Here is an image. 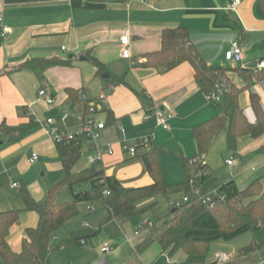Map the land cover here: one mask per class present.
I'll use <instances>...</instances> for the list:
<instances>
[{
    "label": "crops",
    "instance_id": "1",
    "mask_svg": "<svg viewBox=\"0 0 264 264\" xmlns=\"http://www.w3.org/2000/svg\"><path fill=\"white\" fill-rule=\"evenodd\" d=\"M230 2L0 0V124L15 128L27 124L30 119L35 123L27 133L13 139L0 132V212L20 211L19 223L8 238L13 251H20L25 230L35 227L38 221L35 212L25 211L18 192L24 186L21 180L23 171L50 169L63 173L56 145L47 135L48 127L43 123L51 119V114H60L62 118L63 111H66L70 124H75L86 110V105L78 98L79 92L99 111L96 118L105 123L99 143L111 145L113 154L105 156L98 166L108 175L114 176L124 187L149 185L151 179L140 154L131 158L122 149L134 139L147 137L150 144L159 149L165 183L179 185L185 181L181 156L193 159L198 153L193 129L221 115L222 111L217 104L206 102L188 63L159 73L141 66L143 56L160 49L163 30L183 27L203 59L211 67L227 69L226 76L238 88H244L245 80L234 69H259L258 63L264 60V13L256 0L242 1L235 11L228 9ZM125 32L130 38L131 57L128 59L120 54V39ZM236 40L242 49V61L227 62L225 54ZM90 58L104 65L103 74L108 78L97 75ZM31 59H68L71 65L53 66L40 75L18 69ZM259 70L264 72V68ZM40 89L54 97L53 105L38 98ZM68 90L77 92L76 100L69 97ZM250 93L258 94L264 109V80L239 95V106L248 121L254 123ZM156 110L173 115L168 122L169 132L157 126L153 115ZM147 114L151 115L150 119H145ZM54 123L55 120L53 126ZM118 127L123 132H119ZM216 138L219 140L214 143ZM262 145L264 136L240 138L236 151H230L227 156L220 155L217 163L213 161L214 152L227 149L226 135L222 132L211 141L209 153L200 160L213 172L218 167L224 168L222 175L217 177L218 181L233 180L240 189L251 180L260 178L258 170L264 165V155L260 153ZM91 153L93 151L84 144L77 170L88 167L86 155ZM32 154L38 159L30 164L28 159ZM230 158L232 164L227 165L225 161ZM171 177L175 181H170ZM16 178H20V182ZM13 182L16 187L12 186ZM28 187L33 199L42 198L41 188ZM24 213H33V216L26 218L29 216ZM21 226L25 227L23 232L18 231ZM134 232L128 238L136 251V246L150 235V231L140 232L138 236ZM85 242L81 241L79 245ZM0 264H3L1 259Z\"/></svg>",
    "mask_w": 264,
    "mask_h": 264
},
{
    "label": "trees",
    "instance_id": "2",
    "mask_svg": "<svg viewBox=\"0 0 264 264\" xmlns=\"http://www.w3.org/2000/svg\"><path fill=\"white\" fill-rule=\"evenodd\" d=\"M128 0H116L125 3ZM264 13V0H256ZM161 46L156 52L143 56L141 66L152 68L159 73L169 72L183 63H188L194 72V79L204 94H211L217 85L223 86V97L217 105L221 115L198 125L193 129L197 145V157L193 159L181 156L182 171L185 181L182 184L167 186L163 182L159 162V149L149 144L140 153L151 183L142 187H124L114 176L108 175L104 168L91 166L76 170L81 158L84 141L72 144H55L62 164L64 179L50 189L43 204L35 202L25 186L19 188V195L25 211L37 214V225L25 230L21 249L15 252L8 243L13 228L19 223L20 211L0 212V259L3 264H46L49 253L62 245L53 246L52 240L58 230L71 218L78 215V206L88 203L89 212L99 203L106 212V219L96 230H84L72 233L67 244L79 245L81 241L97 235L105 222L114 220L119 224L137 217L152 204L139 207L141 202L161 194L181 192L188 198L180 208H174L164 220L161 229L152 228L150 235L136 246L141 253L151 243H157L163 252L171 256L182 250L188 256L204 255L210 243L216 240L231 241L243 234H251L249 245L235 251L225 264H262L264 262V184L261 178L251 181L245 188L239 189L233 180L221 183L214 172L200 158L209 153L211 141L220 133L226 135V146L231 152L236 151L240 138L258 139L264 136V109L258 94L250 93L249 103L255 116L250 123L239 106V95L256 82L264 80V72L259 69L237 67L234 70L241 76L246 86L238 88L227 76V69L211 67L190 41L186 28L174 27L163 30ZM98 76L105 73L104 65L95 58H90ZM71 60L31 59L19 66V70H31L40 75L53 66H70ZM72 100L77 99V92L68 90ZM143 102L145 98L139 93ZM86 108V106H85ZM32 119L27 124L11 128L0 124V132L9 139L27 133L34 127ZM264 155V145L260 148ZM88 184L89 189L74 192L76 185ZM67 187L72 194L70 203H57L56 196L60 187ZM215 192L214 194H211ZM210 197L212 207L202 203L203 197ZM95 211V209H94ZM93 211V212H94ZM161 230L155 235L154 231ZM192 264H217L195 262Z\"/></svg>",
    "mask_w": 264,
    "mask_h": 264
},
{
    "label": "rangeland",
    "instance_id": "3",
    "mask_svg": "<svg viewBox=\"0 0 264 264\" xmlns=\"http://www.w3.org/2000/svg\"><path fill=\"white\" fill-rule=\"evenodd\" d=\"M45 117L46 116H44V119ZM51 119H53V121L55 120V128L64 127L61 122L60 114H51ZM218 138L214 140V143L218 142ZM229 154L231 153L226 147L221 150L217 149L216 152H214L213 161L218 163L220 155L227 156ZM234 157H236V154ZM79 165L80 163L75 167L76 170L79 168ZM224 170V168L218 167V169L214 170V175L219 178ZM23 172V178L21 180H23L24 186L28 190L29 185L34 188L37 187L42 189V198L38 201L34 199L39 204H43L48 191L53 189L64 179V172L57 173L56 170L25 169ZM258 175L264 184V165L260 166ZM174 179V177H171L170 181H175ZM15 180L20 182V178H16ZM163 182L167 186L175 185L166 184L164 179ZM250 182H248V184ZM248 184L243 185L240 189L245 188ZM88 189V184H80L75 186L74 192H83ZM182 197L183 193L181 192L170 193L167 196L161 194L155 195L140 203L142 207L152 204V208L147 209L137 217L125 222L124 225L114 220L107 221L102 226L101 231L94 237L87 239L85 244L69 245L67 241L72 233L84 230H96L106 219V212L99 203L95 204V211L90 214L88 211L90 204L82 203L78 206V215L67 221L66 225L56 232L52 244L53 246H62L48 254L46 264H192L202 261L205 263H217V255L225 254L230 257L234 251L251 243L252 236L247 233L231 241L216 240L209 244L208 250L204 255L199 256H188L182 250H178L171 256L168 255V252H163L164 254H161L162 249H160L157 243H151L144 251L137 253L132 244L133 242L128 238L130 234H132L141 223L150 222L154 228L161 229L164 220L174 209V203L180 201ZM71 201V191L65 186L60 187L56 196V202L70 203ZM24 214L25 216H29L26 218H31V216H33V213ZM24 229L25 227L21 226L18 231L23 232ZM160 232L161 230H155L154 234L158 235ZM101 244L112 246V250L106 254H101Z\"/></svg>",
    "mask_w": 264,
    "mask_h": 264
},
{
    "label": "built area",
    "instance_id": "4",
    "mask_svg": "<svg viewBox=\"0 0 264 264\" xmlns=\"http://www.w3.org/2000/svg\"><path fill=\"white\" fill-rule=\"evenodd\" d=\"M244 0H231L228 9L231 11H235L237 6ZM0 24H2V19L0 18ZM3 27V26H2ZM5 33V28H3ZM3 33V34H4ZM129 35L128 32H125L124 35L120 39L121 50L120 54L122 58L128 59L131 57V52L129 49ZM64 49V48H62ZM225 60L227 62L239 63L242 61V49L239 42L233 41L231 43L230 49L225 54ZM258 68H264V60L258 63ZM224 91L222 85H217L215 90L211 94H204L205 100L209 104H217L221 101L223 97ZM38 98L42 99L46 104L53 105L55 99L52 95L48 94L44 89H40L38 91ZM78 98L86 105L85 114L76 120L75 124H70V116L63 111L61 122L63 124V128H55L53 126V120L47 119L43 124L48 127L47 135L54 142V144H72L73 142H77L79 140H83L85 144L88 145L89 149L93 151V153L86 155V164L88 167L98 166L103 162L105 156H110L113 154V148L111 145L107 144L106 146H102L99 143L100 132L105 128V123L99 121L96 116L99 114V111L95 109L91 103L87 100L86 97L82 95L81 92L78 93ZM100 99L103 97L100 96ZM154 118L156 120L157 126L162 127L166 132H169L168 122L173 118V115L170 112H164L161 110H156L154 112ZM151 115L147 114L145 119H150ZM119 132H123L121 127H118ZM150 144V140L147 137L137 138L132 140V142L128 145H124L122 147L123 151L127 153L131 158L137 157L147 146ZM38 156L36 154H32L28 163L33 164L37 161ZM227 165L232 164V158L225 161ZM12 181V178H10ZM13 187H16L17 184L15 182L12 183ZM212 192L211 194H214ZM187 197H182L180 201L174 203V208H180L185 203H188ZM202 203L210 205L212 207V202L210 197H203ZM93 212L94 209L92 208ZM153 225L148 223H141L138 225L137 230L134 232L135 236H138L140 232L143 231H151ZM112 250V246L108 244H103L100 248L102 253H108ZM230 257L225 254L217 255V264H225ZM264 264V262H262Z\"/></svg>",
    "mask_w": 264,
    "mask_h": 264
},
{
    "label": "water",
    "instance_id": "5",
    "mask_svg": "<svg viewBox=\"0 0 264 264\" xmlns=\"http://www.w3.org/2000/svg\"><path fill=\"white\" fill-rule=\"evenodd\" d=\"M102 78H108L107 74H103Z\"/></svg>",
    "mask_w": 264,
    "mask_h": 264
}]
</instances>
